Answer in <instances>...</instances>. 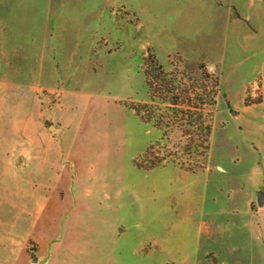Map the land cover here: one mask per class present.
Listing matches in <instances>:
<instances>
[{
    "label": "rangeland",
    "instance_id": "obj_1",
    "mask_svg": "<svg viewBox=\"0 0 264 264\" xmlns=\"http://www.w3.org/2000/svg\"><path fill=\"white\" fill-rule=\"evenodd\" d=\"M223 1L0 0V264H264L203 234L264 180V33ZM73 143L80 252L42 257L30 225Z\"/></svg>",
    "mask_w": 264,
    "mask_h": 264
},
{
    "label": "crops",
    "instance_id": "obj_2",
    "mask_svg": "<svg viewBox=\"0 0 264 264\" xmlns=\"http://www.w3.org/2000/svg\"><path fill=\"white\" fill-rule=\"evenodd\" d=\"M261 1L264 0H224L223 4L230 9L231 15L236 20L244 23L246 27L254 31V34H257V32L261 30H263V32L260 33H264V6L263 8L253 9L251 8L250 2L261 3ZM257 21L260 26L255 27ZM77 145L78 143H73L69 149H67L66 159L63 164L59 165L55 170L56 184L52 186L50 190H47L48 196L41 202L35 220L30 225L31 233L34 234V241L37 245L38 254L41 253L42 257H46V255L50 253L52 257L54 256L58 259L63 252H80L76 248L71 247L75 238L71 232H68L67 227H62L61 222L65 223L66 226V224H68L67 217L72 216V218L80 223L82 221L83 211L87 209L84 204L82 205L81 201H85L89 194L83 189H78L75 194L81 197L84 196L85 198L78 197L74 199L73 204L70 206L62 205V200L64 201V199H66H62V196L66 195V193L64 191L61 192L59 187L62 180H66L69 164L76 165L74 151ZM261 186L262 190L258 192H263L264 194V180L261 181ZM78 200L81 204H79ZM67 210H69L71 214ZM208 211H210L208 207L203 211L206 223L208 220L221 217V214L217 212L213 213L210 211L211 213H209ZM248 211L249 209L246 205L242 206L240 209H233L231 215L236 214L238 217L229 219L228 224L223 227L222 232L220 229H211V225L208 226V224H205L207 226H205L203 230L204 236L208 237V239L212 241L211 244L214 246H219L218 242L222 241V243L232 244L234 248L235 244L246 242L245 245L251 244L252 247H249L250 249L259 251L258 246L262 245L264 248V199L262 207L257 208L254 213H249ZM219 235L222 236L221 239L218 238ZM218 246L214 247L217 251L220 249Z\"/></svg>",
    "mask_w": 264,
    "mask_h": 264
},
{
    "label": "water",
    "instance_id": "obj_3",
    "mask_svg": "<svg viewBox=\"0 0 264 264\" xmlns=\"http://www.w3.org/2000/svg\"><path fill=\"white\" fill-rule=\"evenodd\" d=\"M263 199H264V194L263 192H258L256 196V204L258 207L263 206Z\"/></svg>",
    "mask_w": 264,
    "mask_h": 264
},
{
    "label": "trees",
    "instance_id": "obj_4",
    "mask_svg": "<svg viewBox=\"0 0 264 264\" xmlns=\"http://www.w3.org/2000/svg\"><path fill=\"white\" fill-rule=\"evenodd\" d=\"M206 130H207V132H209V131H210V127H207ZM153 168H154V167H151V168H149V169H153Z\"/></svg>",
    "mask_w": 264,
    "mask_h": 264
}]
</instances>
